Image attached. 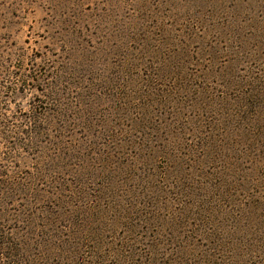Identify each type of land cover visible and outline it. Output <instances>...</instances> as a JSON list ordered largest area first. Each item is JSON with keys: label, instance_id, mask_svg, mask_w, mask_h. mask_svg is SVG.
<instances>
[{"label": "rangeland", "instance_id": "obj_1", "mask_svg": "<svg viewBox=\"0 0 264 264\" xmlns=\"http://www.w3.org/2000/svg\"><path fill=\"white\" fill-rule=\"evenodd\" d=\"M1 244L264 264V0H0Z\"/></svg>", "mask_w": 264, "mask_h": 264}, {"label": "trees", "instance_id": "obj_2", "mask_svg": "<svg viewBox=\"0 0 264 264\" xmlns=\"http://www.w3.org/2000/svg\"><path fill=\"white\" fill-rule=\"evenodd\" d=\"M4 246V244H1L0 245V248H2ZM16 248H14L13 246L12 247H10V248H8V250H11V251H14ZM14 257H16V256H14Z\"/></svg>", "mask_w": 264, "mask_h": 264}]
</instances>
